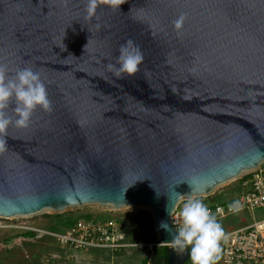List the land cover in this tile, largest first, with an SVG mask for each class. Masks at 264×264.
<instances>
[{"label": "water", "instance_id": "95a60500", "mask_svg": "<svg viewBox=\"0 0 264 264\" xmlns=\"http://www.w3.org/2000/svg\"><path fill=\"white\" fill-rule=\"evenodd\" d=\"M85 7L0 0V65L39 72L53 108L4 137L0 219L148 209L168 264H185L189 251L171 248L161 221L176 234L182 199L210 197L264 162V0H127L91 18ZM128 39L144 61L118 79L108 65Z\"/></svg>", "mask_w": 264, "mask_h": 264}, {"label": "clouds", "instance_id": "9594fccd", "mask_svg": "<svg viewBox=\"0 0 264 264\" xmlns=\"http://www.w3.org/2000/svg\"><path fill=\"white\" fill-rule=\"evenodd\" d=\"M126 2L127 0H86L85 12L87 17L91 18L96 15V10L101 4L120 10V6ZM185 19L186 16L182 13L173 21V27L178 33ZM86 47L87 45L85 49ZM143 61L142 50L133 40L128 39L121 45L116 63L109 64L108 70L118 79L124 75L134 76L140 70ZM9 109L12 115H9ZM37 109L46 113L53 110L46 84L40 73L30 67H24L17 69L14 74H9L6 67L0 65V152L5 150L4 137L9 127L14 124L18 128H27ZM189 185L192 191L196 190L193 184ZM184 196L176 193L178 199ZM174 206V200L169 197V205L165 210L170 215ZM229 210H238V204H230ZM178 215L182 219V224L176 228V234H172L167 222L161 221L159 225L172 236L168 242L171 248L181 254L188 250L191 264H216L220 258L221 242L227 239L216 215L201 199L194 198H188L183 203Z\"/></svg>", "mask_w": 264, "mask_h": 264}, {"label": "rangeland", "instance_id": "374dc122", "mask_svg": "<svg viewBox=\"0 0 264 264\" xmlns=\"http://www.w3.org/2000/svg\"><path fill=\"white\" fill-rule=\"evenodd\" d=\"M242 175L215 189L210 196L214 197L213 200L208 202V197L196 199H201L204 204L209 206L222 205L232 200L240 193L236 184ZM46 216L52 218L48 219ZM85 216L93 219L122 220L125 235L129 233L134 236L136 238L135 244L130 250L120 253L107 250L74 252L57 246L54 241L50 240V237L39 232H37V237H31L23 235L28 232L25 229H18L28 227L41 232L54 233L52 228H57V231L64 230L62 226H59V223L78 218L84 221L81 218ZM9 221L11 222H6L3 230H0V264H142L146 258L153 256V253L161 248L154 231L153 216L148 209L125 207L116 211L110 206L88 205L69 208L59 214L44 211L38 215L18 217ZM262 221H264V208L220 220L219 223L222 225L225 234H228L239 227H247ZM152 232L155 233L154 236L151 235ZM146 239L150 240L149 243L144 242ZM185 264L191 263L186 262ZM216 264H220L219 259Z\"/></svg>", "mask_w": 264, "mask_h": 264}, {"label": "built area", "instance_id": "2783aa9c", "mask_svg": "<svg viewBox=\"0 0 264 264\" xmlns=\"http://www.w3.org/2000/svg\"><path fill=\"white\" fill-rule=\"evenodd\" d=\"M239 181L242 193L237 199L222 205H206L218 221L264 208V162L257 169L243 173ZM184 202L185 199L180 201L171 216V224L177 229L182 224L178 213ZM230 204H238V210L230 211ZM9 220L0 219V230L6 222H11ZM18 229L39 232L50 237L57 246L74 252L107 250L120 253L133 247V244L123 243L124 230L115 221H78L64 233H46L28 227ZM226 237V241L221 242L220 264H264V221L239 227Z\"/></svg>", "mask_w": 264, "mask_h": 264}, {"label": "trees", "instance_id": "16d2710c", "mask_svg": "<svg viewBox=\"0 0 264 264\" xmlns=\"http://www.w3.org/2000/svg\"><path fill=\"white\" fill-rule=\"evenodd\" d=\"M241 181H238L237 182V187L240 191L239 195L235 198H233L232 200H235L237 199L241 193H242V187H241ZM214 197H208V202L213 200ZM231 200V201H232ZM230 201V200H229ZM207 202V203H208ZM228 202V201H227ZM205 205H208V204H205ZM46 218L48 219H51L52 217H49V216H46ZM84 221H103V222H108V221H115L117 222L118 224H121V225H124V222L122 220H119V219H102V218H91V217H88V216H85L83 218ZM78 221H81L78 219H74V220H68L67 222L65 223H59V226H62L63 227V231H57V228H52L53 232L54 233H64L65 231H67L69 228H71L74 224H76ZM24 236H31V237H37L38 233H33V232H25V234H23ZM133 235V233H132ZM152 236L155 235L154 232L151 233ZM23 237V236H21ZM49 239V238H48ZM50 240L52 241V239L50 238ZM135 241H136V238H134V236H131L129 233L127 235H125V239L123 241V243H126V244H135ZM149 239H146L144 242L145 243H149ZM158 243V242H157ZM127 250H130V249H125L123 251H127ZM122 252V251H121ZM188 262L191 263V261L189 260ZM142 264H168V254H167V248L166 247H161L159 250H157V252L153 253V256H149L148 258H146Z\"/></svg>", "mask_w": 264, "mask_h": 264}]
</instances>
